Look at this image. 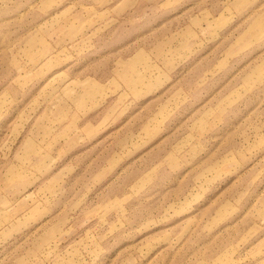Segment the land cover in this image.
<instances>
[{"label":"rangeland","instance_id":"1","mask_svg":"<svg viewBox=\"0 0 264 264\" xmlns=\"http://www.w3.org/2000/svg\"><path fill=\"white\" fill-rule=\"evenodd\" d=\"M0 264H264V0H0Z\"/></svg>","mask_w":264,"mask_h":264}]
</instances>
